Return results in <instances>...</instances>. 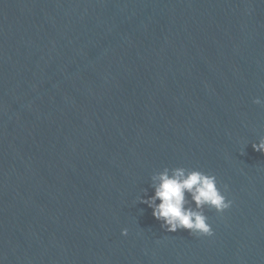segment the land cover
<instances>
[{
  "label": "water",
  "instance_id": "obj_1",
  "mask_svg": "<svg viewBox=\"0 0 264 264\" xmlns=\"http://www.w3.org/2000/svg\"><path fill=\"white\" fill-rule=\"evenodd\" d=\"M258 97L264 0H0V264H264ZM165 167L212 236L138 202Z\"/></svg>",
  "mask_w": 264,
  "mask_h": 264
},
{
  "label": "clouds",
  "instance_id": "obj_2",
  "mask_svg": "<svg viewBox=\"0 0 264 264\" xmlns=\"http://www.w3.org/2000/svg\"><path fill=\"white\" fill-rule=\"evenodd\" d=\"M253 103L261 105L264 101L258 97ZM252 147L264 153V136ZM149 186L154 194L148 196V190L144 189V195L138 198V202L151 208L152 216L160 222V227L170 233L187 230L193 236H212L214 231L208 223L205 209L223 213L232 205L218 187L216 176L200 170L165 167L151 175ZM224 189L227 191L228 186L224 185ZM127 234L128 230L122 229V235Z\"/></svg>",
  "mask_w": 264,
  "mask_h": 264
}]
</instances>
